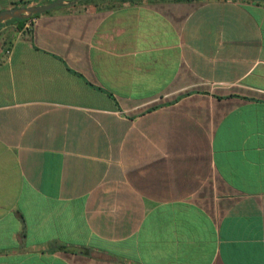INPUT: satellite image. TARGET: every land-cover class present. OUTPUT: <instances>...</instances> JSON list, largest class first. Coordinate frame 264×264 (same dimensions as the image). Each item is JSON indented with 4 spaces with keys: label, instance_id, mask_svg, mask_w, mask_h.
I'll use <instances>...</instances> for the list:
<instances>
[{
    "label": "crops",
    "instance_id": "0c3cea01",
    "mask_svg": "<svg viewBox=\"0 0 264 264\" xmlns=\"http://www.w3.org/2000/svg\"><path fill=\"white\" fill-rule=\"evenodd\" d=\"M0 264H264V3L1 26Z\"/></svg>",
    "mask_w": 264,
    "mask_h": 264
},
{
    "label": "water",
    "instance_id": "95a60500",
    "mask_svg": "<svg viewBox=\"0 0 264 264\" xmlns=\"http://www.w3.org/2000/svg\"><path fill=\"white\" fill-rule=\"evenodd\" d=\"M80 0H52L49 3L26 5L20 7H14L0 11V26H3L11 20H28L36 15H43L56 8L63 7L65 5H74Z\"/></svg>",
    "mask_w": 264,
    "mask_h": 264
},
{
    "label": "trees",
    "instance_id": "16d2710c",
    "mask_svg": "<svg viewBox=\"0 0 264 264\" xmlns=\"http://www.w3.org/2000/svg\"><path fill=\"white\" fill-rule=\"evenodd\" d=\"M254 1H259V2H262V3H264V0H254ZM44 3H49V1H46V2H41V3H39V4H44ZM29 4V2H23V3H21L20 5H14L15 7H17V6H26V5H28ZM38 15H36V16H33V17H37ZM26 20H22V21H20V22H25ZM11 22H18V20H11ZM1 27V26H0Z\"/></svg>",
    "mask_w": 264,
    "mask_h": 264
},
{
    "label": "rangeland",
    "instance_id": "374dc122",
    "mask_svg": "<svg viewBox=\"0 0 264 264\" xmlns=\"http://www.w3.org/2000/svg\"><path fill=\"white\" fill-rule=\"evenodd\" d=\"M23 2H28V0H25ZM41 2H46V1H41ZM19 3H22V1H20ZM31 5V4H30ZM10 22V21H9Z\"/></svg>",
    "mask_w": 264,
    "mask_h": 264
}]
</instances>
